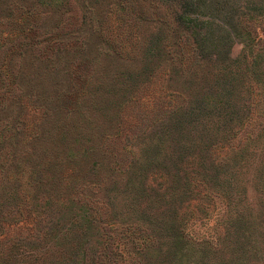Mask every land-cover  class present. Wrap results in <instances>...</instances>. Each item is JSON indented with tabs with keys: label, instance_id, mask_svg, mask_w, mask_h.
I'll use <instances>...</instances> for the list:
<instances>
[{
	"label": "trees",
	"instance_id": "1",
	"mask_svg": "<svg viewBox=\"0 0 264 264\" xmlns=\"http://www.w3.org/2000/svg\"><path fill=\"white\" fill-rule=\"evenodd\" d=\"M69 1H40L46 9L42 12L39 2L40 17ZM123 1L71 0L91 15L97 29L101 4L109 13L127 8L137 23L163 24L159 40L188 44L193 61L184 84H164L168 98L180 103L129 143L131 160L119 171L121 178L106 165L109 183L97 185V195L86 203L77 199L73 181L64 197L52 200L56 186L44 187L52 179L47 163L63 158L49 149L37 156L32 141L19 150L0 126V264H264V0ZM143 1L150 13L142 9ZM59 26L41 36L52 39ZM135 37L138 55L144 40L139 33ZM10 64L8 58L5 67ZM18 89L11 99H28ZM8 98L4 92L0 106ZM25 201L37 221L52 204L56 214L43 229L33 222L28 230L35 240H5L3 224L21 214ZM217 201L221 217L215 216ZM195 221L209 225L196 234L190 229Z\"/></svg>",
	"mask_w": 264,
	"mask_h": 264
},
{
	"label": "rangeland",
	"instance_id": "2",
	"mask_svg": "<svg viewBox=\"0 0 264 264\" xmlns=\"http://www.w3.org/2000/svg\"><path fill=\"white\" fill-rule=\"evenodd\" d=\"M40 1L0 0V98L4 92L9 94L0 106V126H5L4 136H10V145L19 150L32 141L37 156L49 149L63 158L59 162L52 157L47 163L52 179L45 181L44 187L56 186L52 200L64 197L63 191L70 188L68 181H73L77 199L86 203L95 198L98 186L109 183L112 175L106 165L112 164L113 175L120 176L119 171L125 170L131 160L129 143L144 130L157 127L180 103L168 98L164 84H184L183 75L191 68L193 56L183 40L170 44L158 39L165 34L163 24L154 20L137 23L127 8L109 13L101 4L97 16L102 23L97 29L91 15L71 0L43 13V17ZM142 3V9L150 13L146 1ZM45 10L43 6L42 12ZM85 14V22H80ZM57 24L60 26L52 33V39L41 36L43 30ZM137 33L144 40L138 55ZM238 49L236 46L233 51ZM8 58L11 64L6 68ZM14 75L15 83L8 85ZM146 78L150 79L144 81ZM17 80L28 99H11L20 93ZM133 81L137 86L132 87ZM35 102L44 107L33 106ZM217 152L213 150V157ZM73 165L77 169H71ZM88 167L96 170L90 172ZM59 177L61 182H57ZM93 204L102 210L97 201ZM27 205V201L20 205L21 214L12 216V223L3 224L5 240H35L37 237L28 230L33 222L43 229L56 214V205L52 204L37 221ZM222 213L223 206L217 201L215 216L221 217ZM14 217H20L22 223ZM206 222L201 225L195 221L190 229L196 234L203 232L209 225Z\"/></svg>",
	"mask_w": 264,
	"mask_h": 264
}]
</instances>
